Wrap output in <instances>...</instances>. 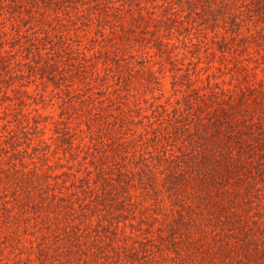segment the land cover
Instances as JSON below:
<instances>
[{"label": "trees", "instance_id": "trees-1", "mask_svg": "<svg viewBox=\"0 0 264 264\" xmlns=\"http://www.w3.org/2000/svg\"><path fill=\"white\" fill-rule=\"evenodd\" d=\"M250 23L264 25V0H0V82L26 76L22 64L28 61L22 58L43 61L45 66L34 67L43 69L42 81L53 83L59 91L77 77L88 92L72 95L68 86V98H61L62 110L90 113L94 122L105 126L103 137L110 140L107 150H89L91 158L85 156L97 167L95 184L99 179L101 191L95 193L96 185L86 178L80 214L70 206L72 200L46 190L48 181L42 183L37 203L56 206L75 223L98 207L110 216V234L117 235L120 216L134 217V206L143 202L145 208L153 209L154 219L163 215L161 231L166 234L160 237L168 238L163 244L168 246L166 255L174 245L179 256L200 250L222 254V259L213 257L207 264H219V260L220 264H264V243H258L259 234L248 232L251 223L238 230L243 239L236 238L230 228L231 215L239 206L256 222L264 218V80L254 81L248 73L226 82L200 67L182 71L183 57L168 52L174 38L200 50L208 28L237 33L239 26ZM55 46L68 50L69 60L61 62L58 49L49 51L48 59L43 56V49ZM220 49L226 55L227 50ZM154 59L164 68L172 65L175 74L170 88L152 71ZM147 68L150 78L142 87L143 96L156 89L160 93L152 95L157 99H148L144 107L136 96H141V87L131 81ZM94 85L103 96L100 104L94 100ZM96 107L104 117L96 118ZM11 125L9 119L0 122L6 142L14 145L22 136ZM37 127L38 121L21 129L27 134ZM33 150L30 157L47 151L35 146ZM88 173L93 175L91 170ZM0 198L6 214L0 211V221L15 218L17 212L8 205L10 197ZM18 211L23 213L24 206ZM84 229L89 228L77 225L73 236L71 228L65 233L79 241L91 234L92 230ZM100 233L97 230L95 235L101 238Z\"/></svg>", "mask_w": 264, "mask_h": 264}, {"label": "rangeland", "instance_id": "rangeland-1", "mask_svg": "<svg viewBox=\"0 0 264 264\" xmlns=\"http://www.w3.org/2000/svg\"><path fill=\"white\" fill-rule=\"evenodd\" d=\"M262 25L261 23L244 24L239 26L237 33H231V31L227 33L222 27L208 28V32L204 31L206 44L200 46V50H198L199 47L186 46L174 38L175 44L168 52L172 55L178 52L179 56L183 57L179 62L183 67L182 71L187 67H200L203 72H215L220 76L218 80L226 82L236 78H245L250 73L254 81H261L264 80V25ZM30 34L34 35L32 31ZM41 35L44 36V33ZM85 40L89 41L86 37ZM222 47L227 50L226 55H222L220 51ZM57 49V46L47 47L43 49V56L48 59V52ZM82 49L87 51L84 45ZM67 51L59 50L61 53L59 58L63 63L70 58L71 53ZM22 60L28 61L22 64L26 76L21 75L0 82V122L4 124L7 119L12 120L13 132H18L22 136L20 142L17 140L12 145L5 140V128H0V195H8L12 200L8 205L12 207L13 212H17L15 218L0 221V264H207L213 257L223 258L220 252H205L206 250L204 252L200 250L194 255L186 251L182 253L183 256H179L172 249L176 247L174 245L170 247V255H166L168 246L166 245L167 248H165L163 244L168 238L163 241L160 237L166 234L161 231L165 222L163 215L154 219L151 214L153 209L145 208L143 202L134 206L136 211L134 217L120 216L121 222L117 235L110 234V216L103 214L98 207L97 210L93 209L94 211L83 217L81 222L80 219H76L75 223L68 218L69 214L57 211L56 206L38 204L40 187L42 183L48 181L50 184L46 190L51 194L56 193L59 197L72 200L70 206L76 207L77 213L80 214L79 203L85 196L81 188L86 183V178L90 177L93 186L96 185L95 193L101 191L99 179L95 184L97 178L95 168L97 167L86 160L85 156L91 158L87 155L91 154L88 153L89 150L97 153L107 150L106 145L110 144V140L103 137L106 135L104 134L105 126L94 122L90 118V113L78 111V115L72 108L69 113H64L61 108L62 96L63 99L68 98L66 89L68 86L72 95L78 92L85 94L88 92L86 84L75 77L73 81L69 79L68 84L70 85H63L61 87L63 90L59 91L54 89L53 83L42 81L43 69L37 70L38 67H34V65L45 66L43 61L38 63L35 59L29 61L22 58ZM120 62L123 64L121 59ZM100 66L103 67V65ZM137 66L142 68L141 65ZM171 67L169 63L166 68L162 67L157 60L152 64V71L168 88L171 87L173 74H175ZM35 69L37 72L33 71ZM45 70L49 69L45 68ZM145 70L144 74L137 72L131 81L132 84L141 87V96L138 94L136 96L142 99H140V105L144 107L149 105L150 101L157 99L151 98L152 95L157 96L160 93V90L156 89L152 95L148 93L143 96L145 91L142 87L150 78V68ZM28 72H32L38 78L36 79L34 75L29 76ZM96 86L98 85H94V100L100 104L103 96L98 93ZM101 111L103 110L100 107H96L93 111L97 112V119L104 117ZM9 112L12 113L9 114ZM132 113L138 119L139 114L136 111ZM37 114L40 116L35 118ZM16 116L18 119L15 121ZM36 121L39 124L37 130H29L27 134L22 132L23 124L36 123ZM135 126L131 124L132 128ZM63 133L68 136L67 139L63 138ZM42 139L49 147L45 146ZM32 145L42 150L47 149L43 151L46 154L41 152L39 157H30L36 152ZM115 157L117 158L116 154ZM16 168L19 172L15 170ZM88 170L92 171V176H89ZM36 172L38 177H34ZM15 196H17L16 199ZM22 206H24L23 213L18 211ZM0 211L3 213L1 198ZM235 211L231 215L233 224L230 226L236 232L234 236L243 239L238 230L245 226L247 228L251 223L252 226L249 227L252 230L248 228V232L259 234L258 243H264L262 234L264 218L263 221L259 218V222H256L253 215L249 216L241 206ZM251 212V214L254 213V211ZM4 213L3 216L6 217ZM77 225L89 228L84 230H92L91 234H85L79 241L68 238L69 236L65 233L66 229L71 228L68 231L73 236L74 230L72 229H76ZM133 229L137 231L134 233ZM97 230H100L101 238L95 235ZM106 232H109L108 236ZM57 233L63 234L58 235ZM220 262L219 260V264Z\"/></svg>", "mask_w": 264, "mask_h": 264}]
</instances>
